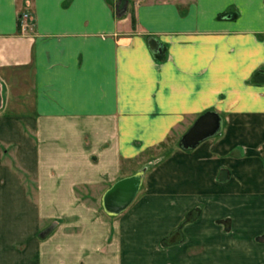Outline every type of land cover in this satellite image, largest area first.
I'll list each match as a JSON object with an SVG mask.
<instances>
[{
    "label": "crops",
    "instance_id": "1",
    "mask_svg": "<svg viewBox=\"0 0 264 264\" xmlns=\"http://www.w3.org/2000/svg\"><path fill=\"white\" fill-rule=\"evenodd\" d=\"M260 74L264 0H0V264H264Z\"/></svg>",
    "mask_w": 264,
    "mask_h": 264
},
{
    "label": "water",
    "instance_id": "2",
    "mask_svg": "<svg viewBox=\"0 0 264 264\" xmlns=\"http://www.w3.org/2000/svg\"><path fill=\"white\" fill-rule=\"evenodd\" d=\"M148 41L153 51H160V47H158L160 45L154 37H150ZM155 43L157 44L156 47H154ZM256 79L263 81L264 75L260 74ZM222 129V116L215 110H207L201 113L182 134L178 146L182 150H191L203 140L219 135ZM142 179L143 170H139L129 176L116 180L110 185L101 198L104 212L108 215L115 216L124 211L136 197ZM180 238V230H176L165 239L164 243L166 245L173 244L179 241Z\"/></svg>",
    "mask_w": 264,
    "mask_h": 264
},
{
    "label": "built area",
    "instance_id": "3",
    "mask_svg": "<svg viewBox=\"0 0 264 264\" xmlns=\"http://www.w3.org/2000/svg\"><path fill=\"white\" fill-rule=\"evenodd\" d=\"M28 19H29V15L27 12H22L20 15H19V26L21 28V30L24 32L27 28V25H28Z\"/></svg>",
    "mask_w": 264,
    "mask_h": 264
},
{
    "label": "rangeland",
    "instance_id": "4",
    "mask_svg": "<svg viewBox=\"0 0 264 264\" xmlns=\"http://www.w3.org/2000/svg\"><path fill=\"white\" fill-rule=\"evenodd\" d=\"M13 82H14V81H13ZM18 83H19V81H16V85L13 86V92H17V84H18ZM23 84H24V83H23ZM20 88H21V87H20ZM23 90H25V94H26V96H29V98H30L31 95L28 94L29 87H28L27 83H25L24 86H22V91H23ZM14 96H15V94L13 93V97H14ZM28 100H29V99L26 100V103H27V104H29ZM153 152L155 153L156 150H155V151H152V153H153Z\"/></svg>",
    "mask_w": 264,
    "mask_h": 264
}]
</instances>
